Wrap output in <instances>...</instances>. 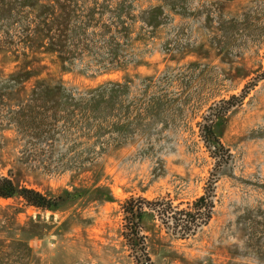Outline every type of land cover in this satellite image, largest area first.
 Listing matches in <instances>:
<instances>
[{
    "label": "rangeland",
    "instance_id": "obj_1",
    "mask_svg": "<svg viewBox=\"0 0 264 264\" xmlns=\"http://www.w3.org/2000/svg\"><path fill=\"white\" fill-rule=\"evenodd\" d=\"M263 72L264 0H0V174L79 194L0 198V264H136L122 202L202 195L217 164L199 123L243 89L213 126L230 158L208 224L181 239L146 217L143 233L153 264H264ZM111 82L105 104L64 101Z\"/></svg>",
    "mask_w": 264,
    "mask_h": 264
},
{
    "label": "trees",
    "instance_id": "obj_2",
    "mask_svg": "<svg viewBox=\"0 0 264 264\" xmlns=\"http://www.w3.org/2000/svg\"><path fill=\"white\" fill-rule=\"evenodd\" d=\"M80 45L76 46L77 50H80ZM56 49H59L63 59L72 57L73 52L67 45L62 43ZM117 64H122V62L118 58L112 60V65L116 66ZM258 77L264 79V72ZM121 87L120 84L111 82L92 90L87 93V96H75L70 93L65 96L64 101L68 105L73 104L75 106L101 105L105 104L103 97L106 94L111 95V99L115 95V90ZM246 95L247 90L243 89L239 96L232 95L228 99L213 104L209 108L208 114L199 123L201 136L210 147V153L217 164V167L208 178L202 195L192 202H188L185 208L173 205V202L166 198L148 200L142 197H129L122 202L123 237L136 264H153L147 251L146 236L143 233V223L146 217L158 219L161 225L169 228L174 235L181 239L194 235L198 229L207 225L210 221L215 207V183L218 180V170L230 158L228 149L215 135L213 126L218 119L224 118L232 107L241 104ZM77 195L79 194L71 192H64L57 196L45 195L37 189L17 185L9 175L0 174V198L19 197L26 205L32 207L56 209Z\"/></svg>",
    "mask_w": 264,
    "mask_h": 264
}]
</instances>
